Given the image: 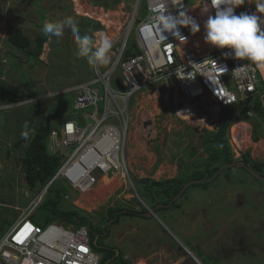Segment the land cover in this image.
<instances>
[{"label":"rangeland","instance_id":"rangeland-1","mask_svg":"<svg viewBox=\"0 0 264 264\" xmlns=\"http://www.w3.org/2000/svg\"><path fill=\"white\" fill-rule=\"evenodd\" d=\"M2 1L3 8H19L21 3L24 9L28 1L32 3L30 7L34 9L28 13L24 10L25 17L21 15L34 18L36 22L31 21L27 25L29 30L27 33L22 30L23 34H26L31 50L37 45L38 37L43 36L46 41L38 58L27 56L10 45H7L9 49L5 47L11 26L20 23L15 20L10 24L11 14L19 17L21 9L14 7L10 12L4 11L6 22L0 24V35L4 40L0 47V85L15 93L26 92L30 99L16 103L18 106L0 107V237L11 229L28 204L43 193L29 221L40 226L53 223L78 227L79 224L71 219L70 222L67 219L65 222L56 219L46 222L47 215L40 205L45 199L60 196L57 208L75 212L82 219L81 225L87 228L90 246L100 259L104 255L102 247L120 253L106 264H189L192 259L193 264H264V182L249 175L245 169L233 167L232 171L219 174L216 180L208 182L207 190L190 184L177 200L173 196L166 204L156 202L160 201V196L144 179L155 182L180 179L192 171L203 170L208 160L204 137L206 132L218 129L219 118L211 117L212 124H205L201 117L182 118L174 105L161 107L152 90L137 93L131 102V126L125 147L129 178L119 173L110 174L89 193L72 189L60 179H49L45 184L37 183L32 187L21 180L22 166L15 162L14 150L22 132L28 131L30 120L36 125L49 115L51 124L60 129V118L67 119L73 113L79 115L72 108L74 94L66 90L94 76L92 66L75 57V39L69 28H65L64 35L59 38L43 33L48 15H58L53 21L60 17L75 18L81 34L88 33L98 41L101 35L118 36L131 11V2L123 0L111 5L102 0H44L40 6L38 0ZM198 1L202 0H184L188 14L201 25L200 31L194 34L189 30V40L199 52H206L212 47L203 40L204 21L196 17ZM77 4L82 10H77ZM144 5L145 0H142V7ZM100 12L115 13L116 16H110L108 25H104L99 20ZM144 16L145 10H139L137 19L142 21ZM22 25L25 24L20 23V28ZM259 69L264 77V68ZM0 100L4 101V98L0 96ZM175 100L173 95L171 101L175 103ZM2 103L0 101V105ZM35 106L36 113L33 111ZM249 106L248 98L236 107L227 140L236 161L243 162V155L248 152L250 162H264V126H261L263 137L253 142L251 135L255 122L241 114ZM98 107H102L101 101ZM240 122L249 126V130L244 131L248 133L249 141L240 142L238 146L231 129ZM25 124L28 129L24 128ZM236 136L242 137L243 133L238 130ZM69 150H63L65 157ZM16 152L22 155V150ZM110 208L120 209L111 219ZM143 209H155L154 216L141 217ZM125 211L131 213H123ZM92 233L98 235L95 243ZM189 253L193 258L187 255Z\"/></svg>","mask_w":264,"mask_h":264},{"label":"built area","instance_id":"built-area-1","mask_svg":"<svg viewBox=\"0 0 264 264\" xmlns=\"http://www.w3.org/2000/svg\"><path fill=\"white\" fill-rule=\"evenodd\" d=\"M180 2L184 6V0H145L142 7V0L132 1L120 33L109 38V64L92 66V79L66 90L74 94L72 108L79 115L60 118V129L52 124L50 154L70 150L66 157L61 154L51 181L60 179L86 193L104 176L121 173L129 178L125 147L131 126V102L145 90L154 91L161 107L174 105L180 117H201L205 124H212L211 117L219 118L224 107H237L249 98L245 117L256 118L253 107L257 101L264 126V77L259 67L247 60L225 57L227 48L199 52L190 44L187 27L181 28L187 37L183 43L170 33H164L166 40L159 39L154 29L157 15L165 10V14H176ZM203 2L198 1L197 6ZM141 9L145 16L139 21ZM241 12L261 15L252 0H244L236 7L235 13ZM214 13L209 9L206 14ZM173 95L175 103L171 101ZM43 196L39 194L28 204L11 229L0 237V264H99L100 257L90 246L85 226H40L29 221Z\"/></svg>","mask_w":264,"mask_h":264},{"label":"trees","instance_id":"trees-1","mask_svg":"<svg viewBox=\"0 0 264 264\" xmlns=\"http://www.w3.org/2000/svg\"><path fill=\"white\" fill-rule=\"evenodd\" d=\"M104 1L107 4L114 5L122 2L123 0H111L112 2H109V0H102V2ZM125 1L132 2L133 0ZM36 41L37 45L31 50L29 40L21 30L10 31L6 38V42L16 50L24 52L27 56H34L35 58H38L41 55L40 48L43 46L46 39L42 36L38 37ZM0 96L4 98V103L8 104L19 103L30 99L29 95L26 93H15L1 85ZM1 108H5V106H1ZM235 109L236 107L234 105L224 107L220 112L218 129L215 132H206L204 137V146L207 148L206 151L208 160L205 161L206 165H204L205 167L203 170L192 171L190 174L180 179L162 180L157 182L144 179V182H148L151 188L153 187L152 189H154L158 196H160V201L158 202L157 200V203H168L169 200L178 194L179 191L182 190L183 186L190 181H197V183H193L192 186L198 185L203 187V190H207L208 182L201 183L199 180L212 177L224 164L237 162L233 158V154L227 140L228 128L235 120ZM245 110L246 109L244 108L241 113L242 116H245ZM33 111L35 113L37 112L36 106ZM253 112L256 118L251 120L252 122H255L253 123L254 125L252 127L251 139L253 142H257L263 137V132L261 129L262 124L260 122L261 109L257 101L254 102ZM50 121L51 117L49 115L45 116L42 121L36 125L34 124L33 120H30L29 129L27 128L29 138L25 140L21 134V137H19L20 139L15 144V162L22 166L21 180L29 187L35 186L37 183L45 184L49 179H51L59 167L62 159L60 152L50 154L47 150L48 137L52 128ZM21 150L22 155H17L18 153L16 151ZM248 156V152L243 155V162L247 164L253 172L264 178V163L250 162ZM232 168L233 167L224 169L222 173L232 171ZM218 176L219 175H217L214 180H216ZM187 189L188 187L185 188L183 192L185 193ZM45 200L46 201L40 206L43 207V211L47 215L46 222L55 219L59 220V222H65L64 220L67 219L69 220L68 222H70L71 219L74 220L77 225L79 224V226H82V219L79 218L75 212L60 211L57 208L60 196L57 195L54 199ZM108 210L110 219L113 218L115 211H120V209L114 210L112 208ZM145 212V209H143L140 213L143 214ZM123 213L131 212L125 211ZM134 215H138V213H135ZM117 219L118 216L114 222H116ZM92 238L95 240V235L93 233ZM101 249H103L104 255L100 259L99 264H106V262L114 259L117 257V255L120 256V253L115 251L113 248L106 246L102 247Z\"/></svg>","mask_w":264,"mask_h":264},{"label":"clouds","instance_id":"clouds-1","mask_svg":"<svg viewBox=\"0 0 264 264\" xmlns=\"http://www.w3.org/2000/svg\"><path fill=\"white\" fill-rule=\"evenodd\" d=\"M252 2L255 3L256 10L261 15L247 12L237 15L235 9L243 4L244 0H204L200 6L202 12L208 13L209 9H214L215 13L207 15L203 24V40L217 49L227 48L229 51L223 53L225 57L247 60L257 67L264 68V28H262L264 26V0H252ZM177 5L180 8L176 14H165L167 11L165 10L156 17L154 29L161 41L166 40L164 33H170L182 43L185 42L187 37L181 33L183 27L189 28L193 34L200 31L201 25L188 14V8L183 6L182 2ZM65 28H69L74 36L76 45L74 55L77 59H84L89 66L93 67L109 64L111 40L105 35H101L98 41L88 33L82 35L78 21L73 17H65L60 21H45L43 33L49 37L59 38L64 35ZM236 74L239 75V73ZM7 106L18 105L14 103ZM27 127L28 125L25 124L24 128L27 129ZM22 136L25 140L29 138L27 131L22 132Z\"/></svg>","mask_w":264,"mask_h":264},{"label":"crops","instance_id":"crops-1","mask_svg":"<svg viewBox=\"0 0 264 264\" xmlns=\"http://www.w3.org/2000/svg\"><path fill=\"white\" fill-rule=\"evenodd\" d=\"M28 1V0H27ZM34 1H36V0H34ZM43 1L44 0H38V2L40 3V6H42V3H43ZM78 1V0H77ZM2 0H0V24H3V21L4 22H6V20H3L4 19V15H5V13H4V11H6V12H10L11 11V9H13L14 7V9L16 10V9H21V11L19 12V17L16 15H14V13H12L11 15H12V17L9 19V22H10V24H14L15 23V20H17V21H20V23H22L23 22V24H25V25H22V27L20 28V23L19 24H17V25H13V26H11L12 28L10 29V31H12V30H23L24 32H26L27 33V31L29 30V29H27V25L32 21H34V22H36V20L34 19V18H30V17H27V18H24L25 17V15H27V13H28V11L29 10H32V9H34L33 7L31 8L30 6H32L30 3H29V1H28V3H27V5H24V9H23V6H22V4L20 3V5H18L19 6V8L18 7H16V6H13V7H10V6H7V8H3V6H2ZM14 2H17V1H14ZM18 2H20L19 0H18ZM30 4V5H29ZM29 5V6H28ZM28 8H27V7ZM29 8H31V9H29ZM27 12V13H25V11ZM24 11V12H23ZM23 12V13H22ZM48 13H51L50 11L48 12ZM10 14V13H9ZM21 14H23V16L21 15ZM34 14L35 13H33V15L32 16H34ZM52 14V13H51ZM51 14L50 15H48V19H49V21L51 22V21H53V20H55V18L58 16L57 14H53L54 16H51ZM80 16V15H79ZM61 18V17H60ZM59 18V20L58 21H60L61 19ZM78 18V17H77ZM6 19V18H5ZM22 28H24V29H22ZM2 29V27L0 26V30ZM84 30V29H83ZM9 31V32H10ZM22 31V32H23ZM0 34H1V32H0ZM26 35V34H25ZM2 42H4V40H3V37L0 35V47H1V45H2ZM7 45H9L7 42H6V39H5V47H7ZM12 47V46H11ZM8 48V47H7ZM9 49V48H8ZM14 54V53H13ZM15 55V54H14ZM84 83V82H83ZM26 93V92H25ZM28 95V94H27ZM1 102H3L4 103V101L3 100H0ZM2 103V104H3ZM0 105V107L1 106H5V105ZM5 107H8V106H5Z\"/></svg>","mask_w":264,"mask_h":264},{"label":"bare ground","instance_id":"bare-ground-1","mask_svg":"<svg viewBox=\"0 0 264 264\" xmlns=\"http://www.w3.org/2000/svg\"><path fill=\"white\" fill-rule=\"evenodd\" d=\"M75 2H77V0H75ZM80 2V1H79ZM201 5H198L195 9H196V11H197V13H196V17H200L201 19H203V21L205 22V20L207 19V14L206 13H203L202 12V9H201V7H200ZM81 5H79V4H77V10L78 11H80V10H82L81 9ZM110 16H116L115 15V13H105V12H100L99 13V20H100V22H102V24H104V25H108V20H109V17ZM212 47V49L213 48H215V47H213V46H211ZM247 105V104H246ZM155 109L157 110V106H155ZM178 112H180L179 110H178ZM187 118L189 117V114L186 116ZM249 128V126H248V124H246V123H244V122H240V123H237V124H235L233 127H232V137H233V140H234V142H235V144L236 145H241L240 144V142L242 143V142H247V141H249L248 139H249V136H248V133H245V132H247V130H249L248 129ZM238 130H240L242 133H243V136L242 137H239V138H237V136H236V133H237V131ZM245 131V132H244ZM264 139V138H263ZM259 147V146H258ZM260 147H261V145H260ZM262 148V147H261ZM260 148V149H261ZM121 176H122V174L121 173H119ZM123 177V176H122ZM107 177L106 176H104L103 178H101L99 181H102V180H104V179H106ZM98 183H100V182H98ZM97 183V184H98ZM96 184V185H97ZM91 191V190H90ZM89 191V192H90ZM88 192V193H89ZM87 193V194H88ZM86 195V194H85Z\"/></svg>","mask_w":264,"mask_h":264},{"label":"water","instance_id":"water-1","mask_svg":"<svg viewBox=\"0 0 264 264\" xmlns=\"http://www.w3.org/2000/svg\"><path fill=\"white\" fill-rule=\"evenodd\" d=\"M231 167H235L237 169L239 168H243L245 169L251 176L255 177L257 180H260V181H264V178L259 176L258 174H256L255 172H253L245 163L243 162H237L236 164H224L211 178H207V179H201L199 180L201 183L202 182H209V181H212L217 175H219L220 173L223 172L224 169H227V168H231ZM191 183H188L186 184L182 190L179 191V193L174 196V199L177 200V198L183 193L184 189L187 187V185H190V184H193V183H197V181H190ZM154 210L155 209H150V210H146L145 213L141 214V217H145V218H149L151 216H154ZM98 238V235H95V240ZM95 240H94V243H95ZM189 257L191 256V258H193L192 255L187 254ZM192 261L194 262V260L192 259ZM192 261H189L188 263L189 264H193Z\"/></svg>","mask_w":264,"mask_h":264},{"label":"flooded vegetation","instance_id":"flooded-vegetation-1","mask_svg":"<svg viewBox=\"0 0 264 264\" xmlns=\"http://www.w3.org/2000/svg\"><path fill=\"white\" fill-rule=\"evenodd\" d=\"M238 162V161H237ZM244 163V162H243ZM247 165V164H246Z\"/></svg>","mask_w":264,"mask_h":264}]
</instances>
